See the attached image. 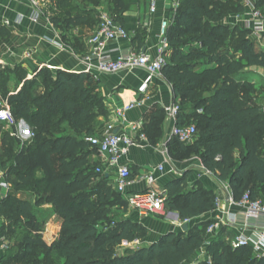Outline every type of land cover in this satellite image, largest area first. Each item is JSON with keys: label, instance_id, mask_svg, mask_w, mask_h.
<instances>
[{"label": "trees", "instance_id": "obj_1", "mask_svg": "<svg viewBox=\"0 0 264 264\" xmlns=\"http://www.w3.org/2000/svg\"><path fill=\"white\" fill-rule=\"evenodd\" d=\"M105 1L113 11H100L97 26L102 12L125 26L123 14L129 10L130 0ZM185 1H180L172 22L176 28L170 32V27L166 36L167 57L171 60L167 59L163 71L183 107L178 124L194 119L201 123L195 125L192 145L172 140L188 153L198 155L207 169L228 183L235 199L249 193L253 200L264 201V110L252 101L254 85L240 78L246 67L264 69V49L257 51L250 38H244L239 45L242 59L235 58L227 43L229 30L222 24L224 10L216 0H196L181 10ZM226 1L236 13L245 12L246 0ZM253 1L255 8L264 13V0ZM84 2L88 4L89 0ZM48 10L51 23L63 32L87 24L92 14V10L80 9L75 0H50ZM242 30L250 34L248 29ZM9 35V30L1 26L0 45ZM189 36L197 47L184 48ZM144 38L139 31L132 42L141 49ZM72 48L76 50L77 43ZM23 69L12 71L0 64V90L16 120H24L33 133L32 138L22 141L15 128L6 129L0 123V167L6 169L4 177L10 185L6 196L0 194V211L7 209L17 217L12 228L16 242L4 251L0 264L15 259L24 264H57L51 260L54 252L62 264H184L193 258L206 245L204 228L168 232L156 242L117 252L124 241L145 239L148 229L128 218L120 219L115 230L108 233L100 228L115 215L113 206L126 200L109 177L94 172L101 161L89 159L98 151L88 138L96 135L100 118L108 119L110 115L99 81L87 72L53 73L48 68L28 79ZM3 72L20 76L22 87L9 91L10 76L3 77ZM39 87L43 90L36 92ZM208 87L212 92L200 96L199 92ZM157 115L163 117L162 111L158 110ZM59 121L66 122V132L57 131L63 130ZM184 183L180 179L167 186V208L178 211L181 220L216 207L213 192H185ZM19 192H28L34 198L19 197ZM45 204H51L61 218L59 236L48 247L37 234L41 232L33 230L39 225L36 209ZM8 234L1 223L0 236L10 240ZM41 250L45 251L43 258L34 255ZM206 251L211 262L200 260L196 264H264V258L251 257L252 247L234 249L221 236L211 240Z\"/></svg>", "mask_w": 264, "mask_h": 264}, {"label": "crops", "instance_id": "obj_2", "mask_svg": "<svg viewBox=\"0 0 264 264\" xmlns=\"http://www.w3.org/2000/svg\"><path fill=\"white\" fill-rule=\"evenodd\" d=\"M251 3L254 4V1L251 0ZM169 10L170 0H159L158 10L152 15L149 13L148 0H146L145 10L137 8L134 12H127L124 16V27L127 29L130 39L114 40L109 44V48L113 49L114 53L136 48L132 38L142 27L149 32L148 36L144 35V37L146 36L144 38L145 45L142 48L155 55L161 42V22L168 15ZM36 11H40V14L37 15ZM41 11V5L33 6L30 0H0V24L6 27L10 33L9 37L0 45L2 68L12 71L18 67L24 68L28 79H31L36 71L48 68L53 73L57 70L69 73L87 72L92 75L95 81H99L100 91L109 100L110 115L104 121L100 118L101 123L95 128V136L108 133V126L112 125L113 133H128L138 139L137 144L132 146L128 153L121 158V164L128 165L132 172L134 184L129 189L130 193L147 190L149 185L146 176L152 174L156 179L155 188L167 189L171 182L184 179L185 192L191 189H202L213 192L216 198L220 199L219 209L215 207L189 219L187 223L181 220L180 213L175 210L168 209L170 215L166 217H145L130 208L132 214L131 218L128 219L141 223L150 230L156 220L160 221L165 228L158 236L157 234L154 235L149 243L158 241L168 232H186L203 228L206 231V245L220 236L229 245L230 240L235 236H252V229L244 228L240 224H224L222 221L225 219L223 211L234 214H240L242 211L241 207L236 204L240 199H235L232 187L218 179L215 174H208L207 168L198 155L188 153L187 149L180 148L172 140L170 134L173 122L164 109L165 106L180 101V98L174 93L172 84L163 76L149 79L142 70L118 74L88 72L85 57L89 52V45L88 40L82 39L78 33L81 27L72 28L65 32L60 31L54 27L46 15L41 14ZM250 11L251 8L248 7L244 13L233 15L232 19L237 20V23L243 27V21L250 16ZM140 32L142 33V31ZM74 43H77L76 50L72 48ZM13 77L16 76L13 75ZM147 80H149L148 86L143 88ZM22 85L23 83L20 86ZM38 89L36 92L43 90L42 87ZM3 100L7 102L5 98ZM138 101L141 103L125 112L123 117L117 115V110ZM158 110L162 111L163 117L157 115ZM29 131V126H22L17 129L18 136L24 141L29 139ZM141 134L146 135V140L140 139ZM186 145L190 146L192 143ZM89 159L91 162L101 161L99 156L95 154L91 155ZM99 165L101 162L98 163ZM159 166H162V170L159 169ZM105 175L109 177L112 183L115 182V171ZM225 184L229 185V189L225 188ZM228 197H231L235 203L228 202L226 200ZM124 199L126 200L125 196ZM213 223H219V227L216 230L215 238L211 239L207 234V229ZM185 224H188L187 230H183ZM159 227L161 226L159 225ZM57 228L58 236L61 230V222ZM57 236L52 237V242L45 238L46 243L50 245L57 240ZM3 254L4 251L0 248V258ZM254 255L258 257L256 253ZM207 256L210 257L209 254ZM202 258L203 256L198 253L184 264H196Z\"/></svg>", "mask_w": 264, "mask_h": 264}, {"label": "built area", "instance_id": "obj_3", "mask_svg": "<svg viewBox=\"0 0 264 264\" xmlns=\"http://www.w3.org/2000/svg\"><path fill=\"white\" fill-rule=\"evenodd\" d=\"M181 0H170V10L168 15L162 19L160 33V47L155 55L145 51L144 48H131L125 52H115L109 48V44L117 39H130L127 29L114 21L112 16L107 12H102L100 23L88 39L89 52L85 57L88 72H100L106 74H118L133 70L144 71L149 79L162 76L163 68L167 62L168 41L167 33L171 23L174 21ZM35 4V3H34ZM159 0H148V10L150 14H155L158 10ZM245 8H251L250 16L243 21V28L250 31V35L264 49V13L255 8V4L251 0L244 2ZM39 15L40 11H36ZM36 20V19H35ZM147 80L143 88H147ZM141 102H133L123 109L117 110L119 117H123L124 113L133 109ZM166 113L173 122L170 136L178 141L191 144L196 139L197 129L195 124L188 123L179 125V116L183 111V107L179 103H171L164 107ZM0 123L5 124L9 128H16L18 121L16 120L12 110L8 107H0ZM113 126H108V133L102 136H92L88 138L89 142L97 148L98 156L101 160L96 170L99 173L109 174L115 171L114 188L125 196L129 208L137 211L141 216L166 217L170 215L167 208L168 191L167 189L155 188V177L152 174L146 176L149 188L145 191L129 192L133 186L132 172L128 165L121 164V158L127 154L129 149L137 144L138 139L128 133H113ZM18 135V133H17ZM33 133L29 134L31 138ZM140 139L146 140V135L141 134ZM162 170V166H159ZM208 174H214L211 170L206 169ZM225 188L229 189V185L225 184ZM231 204L235 201L228 197L226 199ZM242 211L240 214L223 211L225 219L224 224L237 225L240 224L244 228L253 230L252 236L239 235L230 240V246L234 249L240 247H252L254 253L259 258H264V201L261 199L253 200L249 193L236 202ZM215 206L220 208V199L216 198ZM189 220L183 221L187 223ZM48 226V225H47ZM219 223L211 224L207 229L208 236L214 239ZM1 228V221H0ZM11 246V241L6 236H0V248L6 251ZM204 260L211 262V258Z\"/></svg>", "mask_w": 264, "mask_h": 264}, {"label": "rangeland", "instance_id": "obj_4", "mask_svg": "<svg viewBox=\"0 0 264 264\" xmlns=\"http://www.w3.org/2000/svg\"><path fill=\"white\" fill-rule=\"evenodd\" d=\"M30 1L32 2L33 6H35V5L39 6V4H40L41 10H42L41 14H44L48 17L49 13L47 14V12H49L48 4H49L50 0H30ZM75 1L78 4L80 9L92 10V14L89 17V22H87V24L80 26L81 28L78 30V33L81 35V38L82 39L86 38V40H88L89 37L91 36L92 32L97 27V22L99 19L98 18L99 12L104 11V10H109L110 12H112L113 10H112L110 4H108L105 0H89L88 4H86L84 2V0H75ZM195 1L196 0H186L185 3H183L184 2V0H183L181 10L185 9L188 5L193 4ZM130 2H131L130 8L128 11H126L123 14V16H125V14L129 11L134 12L137 8L139 10H142V9L145 10L146 0H130ZM216 2L224 10L225 15H224V19L222 21V24L225 25L229 30L227 43H228V46L230 47V54L232 56H234L235 58L242 59L241 49H239V45L244 38H250V40L254 43L255 49L257 51H261L262 50L261 45L259 43H257V41H255L250 34H247L242 30L243 27L241 25H239V23H237V20L232 19L233 15H239L238 13H236L235 7L233 5H231L230 3H228L226 0H216ZM177 12H178V10H177ZM176 26H177V24L171 23V25H170L171 28L169 27L170 32H172L176 28ZM0 27H1V24H0ZM138 30L142 31L143 35L148 36L149 32L146 29L144 30L141 27ZM190 38H191L190 36L185 38V43H186V45L184 46L185 49L186 48H189V49L195 48L198 46V43L193 41V40H190ZM166 59H168V61H169V60H171V57L169 56ZM7 76H10V82L7 85V88L9 91L18 90L22 87V86H20L22 84V79L20 78V76L19 77H13V75L10 74L9 72H3V77H7ZM162 76L165 77L164 71L162 72ZM240 78L243 80L244 79L248 80L249 82H251L254 85V92L251 94L252 101L254 104H257L258 106H260L264 110V69L246 67L244 69V71L240 74ZM211 92H212V88L208 87L205 90L200 91L199 95L202 96V95L209 94ZM3 99H4V93L0 90V107H8L12 110V106L8 102H5ZM105 105H106V108L109 110L110 104H109V100L106 97V95H105ZM101 118L104 121V117H101ZM190 121H191V123H193L195 125L201 123V121L199 119H197V120L194 119V120H190ZM22 126H29V125L24 120H19L18 126L15 129L17 130ZM58 126L63 128V130L57 129V131L59 133L66 132L65 131V129H67L66 128L67 127L66 122L59 121ZM5 128L11 129L8 126H5ZM29 132L32 133L31 129ZM29 139H30V137H29ZM21 140L24 141L23 139H21ZM17 147L18 146H16L15 148H17ZM5 170H6L5 168L0 167V194L2 197L6 196L8 190L10 188V185L6 182L5 177H4ZM94 172L97 175H99L100 177L102 176V173L97 172L96 169ZM18 196L22 197V198H26V199H33L34 198L28 192H19ZM112 210L115 213V215H113L110 218V220H108L105 224H103L100 227L103 232L108 233L110 231L115 230L117 223L119 222L120 219L131 218L132 213L130 211V208H129L127 202L124 201L123 199L119 200V203L117 205L113 206ZM16 218L17 217L11 211H9L7 209H2L0 211V221L3 224V228L6 231H8V233H9L8 235L10 237L11 244H14L16 242L15 234L12 232L13 224H14ZM35 218H36L37 223H39V225L36 226V228L34 227L33 230H36V232H38V231L41 232V233H37V234L40 237H42V241L45 243V245L47 247L53 246L55 241L49 245L46 243L45 238L49 242H52L51 241L52 237L57 236V230H58L57 227L59 226V224L61 222L60 216L57 215L53 211V207L51 204H45V205H42L41 207H38L36 209V217ZM161 224L162 223L160 221L155 220V224L152 225V229H154V230H152V229L150 230L147 228L148 229V235H147V237H145V239H143V240L137 239V240H134L133 242L124 241L122 243V245L117 247V252L122 253L126 247H136L140 244H149V242L154 237V235L157 234V236H158L162 232V230L165 229ZM159 225L162 228L159 227ZM151 231H153L155 233H152ZM205 248H206V246H205ZM205 248L200 249L198 252L200 254V256H203L204 259L209 257V256H207L208 253L206 252ZM43 254H45V251L41 250L38 254H34V255L39 256V258L40 257L43 258ZM251 257L256 258V256L254 254ZM203 258H202V260H203ZM52 259H53V262H55L57 264H62V262H63L62 259L57 256L56 252H54V255L51 258V260ZM15 260H11L9 263H6V264H24V262L17 263V262H15Z\"/></svg>", "mask_w": 264, "mask_h": 264}, {"label": "water", "instance_id": "obj_5", "mask_svg": "<svg viewBox=\"0 0 264 264\" xmlns=\"http://www.w3.org/2000/svg\"><path fill=\"white\" fill-rule=\"evenodd\" d=\"M115 133H117V132H115ZM188 229V224H185L184 226H183V230H187Z\"/></svg>", "mask_w": 264, "mask_h": 264}]
</instances>
